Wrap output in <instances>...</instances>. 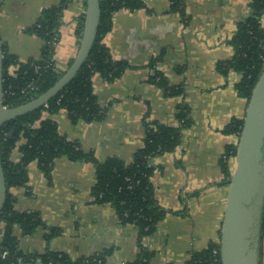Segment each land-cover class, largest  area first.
<instances>
[{
  "label": "crops",
  "instance_id": "obj_1",
  "mask_svg": "<svg viewBox=\"0 0 264 264\" xmlns=\"http://www.w3.org/2000/svg\"><path fill=\"white\" fill-rule=\"evenodd\" d=\"M143 1L146 7L141 10L116 13L112 31L103 41L115 60L130 66L113 83L99 74L92 79L98 103L107 110L106 118L74 124L68 112L60 110L45 112L42 120L55 121L62 136L92 151L100 162L117 158L131 163L144 146L145 123L177 126L178 106L187 104L192 123L184 130L180 145L153 160L155 197L170 213L153 235L140 242L138 229L124 225L113 206L95 203L94 165L60 158L49 181L33 162L28 167L27 186L11 189L16 198L14 208L20 213L38 212L60 235L48 241L42 227L27 236L16 227L15 236L25 253H63L75 262L114 249L108 264H131L143 245L155 253L151 264H186L210 243H221L230 180L237 167V156L231 157L226 177L223 158L226 148L239 146L240 140L237 135L224 134V129L234 120H244L248 101L237 90L242 75L234 71L224 75L218 66L234 56L229 41L238 23L249 14L251 0H186V21L169 12L170 0ZM63 2L6 0L0 5V44L20 63L39 59L45 43L28 29L45 9ZM86 2L70 0L61 13L54 63L63 74L79 50V18L85 16ZM261 23L264 27V16ZM17 70L14 66L11 73ZM155 70L170 86L183 84V96L166 97L161 88L150 83ZM21 159L17 148L12 161ZM3 230L4 225L0 242ZM262 236L260 264H264Z\"/></svg>",
  "mask_w": 264,
  "mask_h": 264
},
{
  "label": "trees",
  "instance_id": "obj_2",
  "mask_svg": "<svg viewBox=\"0 0 264 264\" xmlns=\"http://www.w3.org/2000/svg\"><path fill=\"white\" fill-rule=\"evenodd\" d=\"M70 0H64L59 6L45 9L40 18L28 29V33L44 41L39 59L29 63H20L9 54L5 44H1L3 53V106L15 108L28 103L50 90L64 75L54 63L55 45L59 40L60 17L63 7ZM101 17L98 36L89 56L77 76L56 97L42 108L8 121L0 129V155L7 185V200L0 213V228L4 225L0 242V264H22L41 260L43 264H108V258L114 249H108L92 257L75 262L63 253L46 252L43 255L25 253L15 236L19 227L24 235L34 234L38 228L47 230L46 239L60 235L56 228L49 227L38 212H17L14 208L16 198L12 188L26 187L29 182L28 167L37 162L45 177L51 181L54 163L60 158L71 162H87L96 169V183L92 189L95 203L113 206L124 225H133L139 231L140 242L153 235L160 222L170 213L156 200L152 177L156 171L153 160L156 157L172 153L180 145L182 134L191 126V111L187 104L178 106L177 126H166L157 122H146L144 146L139 149L131 163L117 158L104 162L96 159L92 151H86L82 145L68 140L58 131L53 120H42L45 112L56 114L60 110L68 112L70 120L92 124L106 118L107 110L102 108L94 93L92 79L101 75L108 82L120 79L130 66L125 61L113 58L104 38L112 31L113 16L121 10L137 11L146 7L143 0H99ZM170 13L178 14L187 20L186 0H170ZM264 0H251L247 17L238 23L237 31L229 41L234 50L231 60L219 64V71L227 75L234 71L242 75L237 90L248 102L264 70ZM85 16L79 18L78 34L82 36ZM155 63L152 64V66ZM18 66L15 74L11 68ZM150 83L161 88L166 97H182L184 85L170 86L168 80L158 71L150 77ZM40 124L38 125V123ZM244 120H234L224 129L226 135L241 137ZM14 130L13 136L9 137ZM22 154L19 163L12 161L16 149ZM238 146H228L223 158L224 172L229 176L227 161L237 156ZM264 234V219H263ZM138 258L131 264H151L154 252L140 246ZM216 262V263H215ZM186 264H222L221 244L210 243L201 252L194 253Z\"/></svg>",
  "mask_w": 264,
  "mask_h": 264
},
{
  "label": "water",
  "instance_id": "obj_3",
  "mask_svg": "<svg viewBox=\"0 0 264 264\" xmlns=\"http://www.w3.org/2000/svg\"><path fill=\"white\" fill-rule=\"evenodd\" d=\"M5 1L0 0V5ZM100 17L99 0H87L79 50L69 69L46 93L15 108L3 106V53L0 44V129L8 121L45 107L73 81L91 55ZM245 113L221 236L222 264H260L264 219V70ZM13 133L14 130L9 137ZM6 200L7 185L0 155V213Z\"/></svg>",
  "mask_w": 264,
  "mask_h": 264
},
{
  "label": "built area",
  "instance_id": "obj_4",
  "mask_svg": "<svg viewBox=\"0 0 264 264\" xmlns=\"http://www.w3.org/2000/svg\"><path fill=\"white\" fill-rule=\"evenodd\" d=\"M216 263V262H215Z\"/></svg>",
  "mask_w": 264,
  "mask_h": 264
}]
</instances>
